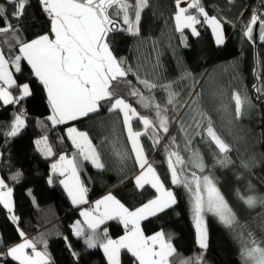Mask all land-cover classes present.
<instances>
[{
    "label": "trees",
    "instance_id": "obj_1",
    "mask_svg": "<svg viewBox=\"0 0 264 264\" xmlns=\"http://www.w3.org/2000/svg\"><path fill=\"white\" fill-rule=\"evenodd\" d=\"M135 2L129 0L133 5L129 15L133 19ZM201 4L208 17L221 21L225 35L223 45L216 44L211 30L202 21L197 24V36L190 30H184L183 34L177 31L175 0H148V6L141 12L138 36L126 31L109 33L108 41L113 54L124 62L125 67L132 69L116 92L140 115L154 120V111L142 108L135 102L136 98L129 95L132 86L146 96L150 94L133 73L158 85L171 83L173 90L179 94L181 107L177 115L171 105H166L167 93L159 87L152 90L151 95L156 102L169 109V131L159 133L160 142L155 146L149 135L140 137L149 162L155 167L165 188L171 190L177 200L171 208L141 222L144 234L151 236L163 231L166 238H171L178 254L171 259L177 261L192 258L195 264V258L202 255V264H243L241 252L245 247L252 246L253 239L257 244L264 245V204L249 207L240 199V195H253L258 200H264V91H254L256 52L260 66L259 87L262 88L264 81V40L255 50L245 35L252 15L259 17L257 22L264 23V0H201ZM0 5L5 7L7 22L14 30L18 29L16 35L21 40L31 41L50 34V20L40 0H28L19 19L11 16L15 9L7 0H0ZM113 18L122 28H127L122 16ZM5 24L6 21L0 20V27ZM0 48L9 61L20 54L19 44L12 32L0 35ZM10 67L16 84H28L32 95L19 104L0 101V176L12 189L13 197L12 213L0 204V264H18L6 253L24 239L33 240L38 250L46 251L51 259L49 264H108L100 243L108 238H120L126 229L119 220L108 221L97 229V247L89 248L84 237L74 234L73 226L84 218L81 210L87 208L91 211L94 205L92 203V209L86 205H74L61 183L66 177L56 174L52 165L60 162V156L75 157L80 181L88 190L89 203L111 194L129 210H135L156 198L158 193L150 185H145L143 189L136 186L135 179L140 169L134 160L123 115L118 110L109 111L111 102L106 100L101 102L102 106L96 113L53 125L48 119L51 108L46 91L31 66L22 59L19 72L11 63ZM9 91L13 96L19 95L16 87ZM236 93L245 100L239 117L235 113L233 99ZM198 113L210 117L217 134L231 146L232 150L227 155L232 163L228 166L217 163L224 154L219 153L215 144L210 142L205 131L207 119H202ZM19 115L24 116L25 126L16 136H8L7 132ZM192 117L200 121L202 127L196 128ZM181 119L185 131L180 129ZM73 126L88 134L100 154L103 169L85 160L73 145L67 134L68 128ZM132 127L134 131H143V125L137 118L132 120ZM155 135L151 133L153 138ZM44 137L51 146V156H46L37 146L36 142L43 141ZM172 137H175L174 144ZM189 137L191 144L186 149ZM169 151H178L186 164L192 153L198 151L207 166L205 171L201 173L188 165L184 174L190 177V171H197L200 176L210 175L236 216L237 223L228 228L214 215L205 214L207 250L199 248L197 243L191 194L182 185L172 184ZM13 214L17 221L12 220ZM84 228L86 235L89 234L86 225ZM105 230L106 237L103 235ZM21 231L24 237L20 236ZM120 264L138 262L131 253L122 250Z\"/></svg>",
    "mask_w": 264,
    "mask_h": 264
},
{
    "label": "snow or ice",
    "instance_id": "obj_2",
    "mask_svg": "<svg viewBox=\"0 0 264 264\" xmlns=\"http://www.w3.org/2000/svg\"><path fill=\"white\" fill-rule=\"evenodd\" d=\"M182 2L183 0H175L176 30L183 34L184 29L188 28L193 35H199L195 25L201 22L198 16H203L215 34L216 43L223 44L221 21L216 17H208L201 0H189L186 7L180 6ZM7 3L13 5L15 9L11 16L19 19L24 13L28 0H7ZM40 3L50 20V34H43L31 41H23L16 35L18 29L14 30L7 22L8 13L5 7L0 5V20L6 21L5 26L0 27V35L12 32L13 38L19 44L20 53L9 61L0 49V101L4 104H19L25 97L32 95L29 85L26 83L17 85L9 70L11 63L19 72L22 59L31 66L33 74L46 91L47 101L51 108V115L48 119L53 125L65 124L86 117L90 113H96L100 110L102 101H110L109 111L118 110L123 115V123L127 127L134 160L141 170L135 179L136 186L143 189L145 185H150L158 193L156 198L150 199L135 210H129L109 194L97 201L91 211L81 212L85 218L83 224L87 226L90 233L86 235L85 228L80 221H77L74 225V234L77 237H84V242L89 248H95L98 243L96 237L99 226L106 220H119L126 229V234L117 240L108 238L99 245L107 256L108 264H120L122 250L131 253L138 264H193L192 258H183L178 261L171 259L178 254L171 238H166L163 231L146 236L141 228L142 221L164 212L177 203L174 193L165 188L155 167L149 163L143 145L140 143V137L149 135V138L153 139V146L159 144V133L162 131L166 134L169 131L170 119L167 115L169 109L166 105H171L172 110L178 115L181 107L178 100L179 94L173 90L171 83L158 85L133 73L137 81L143 84L150 94L146 96L139 88L132 86L129 95L135 97V102L142 108L153 110L154 120L147 115H140L131 103L127 102L124 97L118 96L116 92L117 87L127 80L132 69L130 66L125 67L124 62L113 54L108 41L109 33L126 31L138 36L141 12L148 6V0H136L134 19L129 15V9L133 8L129 0H40ZM190 9H195L197 14H191ZM120 16H122L123 24L127 25L126 29L122 28L120 23L113 18ZM258 19L257 15H252L249 25L246 26L245 35L249 39L252 38V25H255ZM260 38L264 40V33H261ZM128 84L131 85V82L128 81ZM13 87L17 88L19 95L13 96L9 91ZM158 87L167 93L166 105L157 103L154 95H151L152 90ZM256 91L259 93L262 88L257 86ZM233 99L235 113L239 117L245 100L239 93L234 94ZM198 115L202 119H207L205 129L207 137L210 138L211 143L215 144L218 152L224 154L217 160V163L220 166H228L232 163L227 155L232 150L231 146L217 134L210 117H206L203 113H198ZM133 118H137L143 125V131L133 130ZM191 119L195 122L196 128L202 127L201 122L195 117ZM24 124L22 116H17L7 135L16 136ZM180 129L185 131L183 119L180 120ZM67 131L69 138L83 158L91 161L96 168L103 169L104 164L101 162L100 154L88 134L78 131L74 126L68 128ZM151 133L156 134L154 138ZM185 135H187L186 132ZM36 143L46 156L53 154L51 146L47 143V137ZM172 143H175V137H172ZM190 144L191 137L186 140L185 148L188 149ZM59 161L52 165V170L59 171L61 176L66 177L61 183L71 197L72 203L74 205L87 203L88 190L80 181L75 157L69 160L65 156H60ZM168 164L172 184L182 185L191 194L197 243L199 248L207 250L208 231L205 224V213L214 215L228 228H233L237 223L236 216L210 175L200 176L197 171H190V177L184 174L188 170V165L201 173L205 171L207 166L198 151L192 153L187 164L178 151H169ZM244 166L247 167V165ZM240 199L249 207H255L258 203L264 204V200H258L253 195L247 197L240 195ZM0 204L9 213L13 212L12 189L7 186L3 178H0ZM11 218L13 221L18 220L14 215ZM24 235L21 231L20 236L24 237ZM103 235L107 236L106 230ZM251 244L250 248L245 247L241 252L246 264L249 261L252 264H264V248L260 247L254 239ZM6 255L18 264H49L47 252L38 251L33 240L24 239L22 243L8 249ZM73 255L77 254L73 253ZM202 260V255L196 257L195 264H202Z\"/></svg>",
    "mask_w": 264,
    "mask_h": 264
},
{
    "label": "water",
    "instance_id": "obj_3",
    "mask_svg": "<svg viewBox=\"0 0 264 264\" xmlns=\"http://www.w3.org/2000/svg\"><path fill=\"white\" fill-rule=\"evenodd\" d=\"M253 32H252V38L248 39V41L253 45L255 50H257L259 44L261 43L262 39L261 33H264V23L263 22H257L255 25H252ZM254 64H255V69H254V77L256 80V86L254 88V91H256V87L261 85V79L259 78V58L257 52L255 53L254 57Z\"/></svg>",
    "mask_w": 264,
    "mask_h": 264
},
{
    "label": "rangeland",
    "instance_id": "obj_4",
    "mask_svg": "<svg viewBox=\"0 0 264 264\" xmlns=\"http://www.w3.org/2000/svg\"><path fill=\"white\" fill-rule=\"evenodd\" d=\"M189 3V0H183V2L181 3V7H186L187 6V4ZM190 12H191V14H197V11L195 10V9H190ZM198 18L200 19V21H202L205 25H207V26H209L210 27V30L212 31V28H211V26L210 25H208L206 22H205V20H204V17L203 16H198ZM209 18H211V17H209ZM205 25H202V27H204ZM195 27H196V29H197V25H195ZM223 29V28H222ZM184 30H190V29H188V28H185ZM191 31V30H190ZM197 31H198V29H197ZM224 31V30H223ZM212 33H213V31H212ZM195 36H197V35H195ZM213 36H214V38H215V34L213 33ZM223 37H224V42H225V36H224V32H223ZM215 41H216V39H215ZM224 44V43H223ZM223 44H221V45H223ZM218 45V44H217ZM221 45H219V46H221ZM1 49V48H0ZM13 66V65H12ZM14 67V66H13ZM9 70L12 72V69H11V67H10V65H9ZM14 70H15V67H14ZM16 71V70H15ZM12 75H13V72H12ZM13 79H14V76H13ZM262 89H263V91H264V81H262ZM20 116V115H19ZM133 120H134V118H133ZM78 130V129H77ZM78 131H80V130H78ZM81 132H83V131H81ZM67 134H68V132H67ZM69 137V136H68ZM70 139V138H69ZM71 140V139H70ZM71 142H72V140H71ZM74 145V144H73ZM75 146V145H74ZM66 157V156H65ZM0 178H1V176H0ZM12 203H13V197H12ZM85 210H88L87 208H83L82 210H81V212H83V211H85ZM89 211V210H88ZM206 214V213H205ZM14 215V214H13ZM194 223H195V220H194ZM205 224H206V215H205ZM260 247H262V248H264V245H261V244H258ZM251 246H249V248H250ZM38 250V249H37ZM38 251H41V250H38ZM242 263L243 264H246V262H245V259L244 258H242ZM248 264H252V262L251 261H249L248 262Z\"/></svg>",
    "mask_w": 264,
    "mask_h": 264
},
{
    "label": "crops",
    "instance_id": "obj_5",
    "mask_svg": "<svg viewBox=\"0 0 264 264\" xmlns=\"http://www.w3.org/2000/svg\"><path fill=\"white\" fill-rule=\"evenodd\" d=\"M206 26H207V25H206ZM208 28L210 29L209 26H208ZM211 32H212V31H211ZM223 32H224V31H223ZM212 34H213V33H212ZM224 36H225V35H224ZM213 37H214V36H213ZM214 40H215V38H214ZM215 42H216V41H215ZM216 44H217V43H216ZM20 116H22V118H23L24 121H25L24 116H23V115H20ZM24 126H25V124H24ZM125 126H126V125H125ZM126 129H127V127H126ZM21 130H22V128H21ZM21 130H20V131H21ZM140 143H141V142H140ZM67 159L71 160L70 157H69V158L67 157ZM58 163H59V162H58ZM149 163H150V162H149ZM140 171H141V170H140ZM55 173H56V174H59V171H56ZM139 174H140V173H139ZM59 175H60V174H59ZM108 195H109V194H107V195H105V196L99 198L98 200L93 201V202H92L93 205L95 206V204H96L97 201L104 199V198H105L106 196H108ZM112 196H113V195H112ZM86 198H87V201H88V202H87V203H84V204H79V205H86V206H87L88 203H89L88 195H86ZM70 199H71V197H70ZM71 201H72V199H71ZM93 208H94V207H93ZM84 219H85V218H83V219L80 221V222H81V225H82L83 227H84V224H83ZM108 221H110V220H106V221H105L103 224H101L99 227L103 226V225H104L105 223H107ZM75 224H76V223H75ZM75 224H74V225H75ZM73 230H74V226H73ZM125 234H126V233H125ZM125 234H124V235H125ZM124 235H123V236H124ZM121 237H122V236H121ZM121 237H120V238H121ZM120 238H118V239H120ZM116 240H117V239H116ZM23 241H24V240H23ZM23 241H22V242H23ZM22 242H21V243H22ZM19 244H20V243H19ZM17 245H18V244H17ZM47 255H48V254H47ZM106 257H107V256H106ZM9 258H11V257H9ZM48 258H49V262H50L51 259H50L49 255H48ZM11 259H12V258H11ZM16 262H17V261H16Z\"/></svg>",
    "mask_w": 264,
    "mask_h": 264
}]
</instances>
